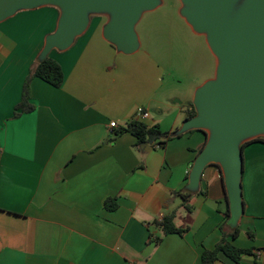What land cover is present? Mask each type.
Here are the masks:
<instances>
[{"label": "crops", "instance_id": "1", "mask_svg": "<svg viewBox=\"0 0 264 264\" xmlns=\"http://www.w3.org/2000/svg\"><path fill=\"white\" fill-rule=\"evenodd\" d=\"M58 18V9L46 6L0 23V264H201L222 227L227 241L251 250L238 264H264V144L242 149L238 237L229 236L215 165L202 171L186 211L174 193H188L205 133L191 130L141 151L129 133L114 139L112 132L141 108L148 113L145 125L176 133L189 119L193 88L186 90L191 101L160 98L165 70L139 48L123 54L108 43L102 36L107 15H91L68 49L50 52L62 69V86L32 79L34 110L13 118L24 80ZM111 122L117 128L109 129ZM107 199L116 200V210L104 208ZM172 211L175 225L186 229L181 237L162 236L155 225ZM214 264L232 262L220 254Z\"/></svg>", "mask_w": 264, "mask_h": 264}, {"label": "water", "instance_id": "2", "mask_svg": "<svg viewBox=\"0 0 264 264\" xmlns=\"http://www.w3.org/2000/svg\"><path fill=\"white\" fill-rule=\"evenodd\" d=\"M179 14L191 31L205 38L215 58L213 78L195 91V116L175 135L203 131L206 140L187 177L185 191L195 193L208 165L220 169L229 207L227 224L243 214L241 146L264 139V0H180ZM158 0H0V23L17 12L51 6L59 11L54 32L44 40L38 60L68 49L87 29L91 15H107L102 36L123 54L138 50L134 28ZM141 151L149 150L140 144Z\"/></svg>", "mask_w": 264, "mask_h": 264}, {"label": "rangeland", "instance_id": "3", "mask_svg": "<svg viewBox=\"0 0 264 264\" xmlns=\"http://www.w3.org/2000/svg\"><path fill=\"white\" fill-rule=\"evenodd\" d=\"M158 1L159 7L144 13L134 28L138 48L165 70L159 97L191 101L187 88H193V93L197 86L213 78L215 58L205 38L193 34L181 18L180 0Z\"/></svg>", "mask_w": 264, "mask_h": 264}, {"label": "trees", "instance_id": "4", "mask_svg": "<svg viewBox=\"0 0 264 264\" xmlns=\"http://www.w3.org/2000/svg\"><path fill=\"white\" fill-rule=\"evenodd\" d=\"M38 78L53 88H60L63 83V73L60 65L53 59L49 57V55L41 61L35 62L29 70V73L24 80L22 87V96L21 101L15 107V112L13 118H19L22 114L30 113L34 110V107L29 103V85L32 79ZM188 110L187 117L192 118L195 116V111L191 103L186 105ZM129 133L135 139V149L138 150L140 144L149 145L151 147L158 146L159 148L163 147L168 141L172 140L176 135L174 133H162L159 131L157 127H149L145 125L141 121L132 120L126 124L124 128H118L112 132V136L114 139L121 136L122 134ZM252 142H259L264 144L263 138H257L252 141L246 142L241 146V150L248 144ZM203 146L201 147V149ZM218 169V172L221 177L220 169L217 165H215ZM222 179V177H221ZM185 190V189H184ZM175 196H180L183 200V208L186 211H190L191 208L187 205L188 200L193 196V193H183V191H178L174 193ZM226 219L229 218V207L228 201L226 198ZM104 208L108 211H114L117 208L115 199H107L104 201ZM175 211L164 216L161 222L155 223V225L160 229L162 236H166L169 234H176L180 237L186 233V229L178 228L175 225ZM222 232V237L220 241L215 245L212 250H204L201 254V264H214V262L218 261L219 255H223L228 260L232 262V264H238L240 257L242 255L250 254L251 250L240 249L234 246L230 241H227V236L225 232H223V227L220 229ZM240 231L239 227L236 226L232 229L230 233V238L235 239L238 237ZM248 237L251 235L247 234ZM159 242L156 239V243Z\"/></svg>", "mask_w": 264, "mask_h": 264}, {"label": "built area", "instance_id": "5", "mask_svg": "<svg viewBox=\"0 0 264 264\" xmlns=\"http://www.w3.org/2000/svg\"><path fill=\"white\" fill-rule=\"evenodd\" d=\"M146 119H148V113L144 112L141 108H137L136 114H135V120L136 121H143ZM108 128L114 129V128H117V125L115 122H111V123H109ZM255 254L257 257H259L261 255V252H256Z\"/></svg>", "mask_w": 264, "mask_h": 264}]
</instances>
